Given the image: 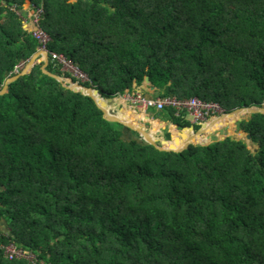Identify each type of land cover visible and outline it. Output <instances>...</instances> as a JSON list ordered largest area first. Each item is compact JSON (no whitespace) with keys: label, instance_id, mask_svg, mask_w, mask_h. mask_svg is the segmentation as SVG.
Listing matches in <instances>:
<instances>
[{"label":"trees","instance_id":"1","mask_svg":"<svg viewBox=\"0 0 264 264\" xmlns=\"http://www.w3.org/2000/svg\"><path fill=\"white\" fill-rule=\"evenodd\" d=\"M41 7L48 49L103 98L264 106V0H0V89L39 50L21 16ZM42 65L0 95V264H264V114L237 122L256 152L232 137L159 150ZM11 244L35 259L9 260Z\"/></svg>","mask_w":264,"mask_h":264},{"label":"built area","instance_id":"2","mask_svg":"<svg viewBox=\"0 0 264 264\" xmlns=\"http://www.w3.org/2000/svg\"><path fill=\"white\" fill-rule=\"evenodd\" d=\"M31 15L27 18L25 14L21 17L24 20L25 27L33 37L40 43L39 50L47 51L51 60L57 62L58 65L65 71H69L72 76L78 78L80 81H90L89 77L82 72L80 67L64 55L57 54L48 49V44L51 41L48 33L41 27L40 23L44 14L43 8H38L36 11H31ZM123 98V96H120ZM124 99V98H123ZM128 103H130V109L140 114H147L150 110L163 111L165 108H172L176 111V116L179 117L180 113L185 111L188 114L189 120L192 124L205 125L214 118H218L225 114L224 109L214 102H206L198 98L190 99H177L176 97H169L165 99L150 98L143 94L140 89L135 95L128 96ZM5 254L9 260L26 259L33 261L35 256L25 251L16 244H11L5 248Z\"/></svg>","mask_w":264,"mask_h":264},{"label":"water","instance_id":"3","mask_svg":"<svg viewBox=\"0 0 264 264\" xmlns=\"http://www.w3.org/2000/svg\"><path fill=\"white\" fill-rule=\"evenodd\" d=\"M38 58H42V60H43V65L41 66V69L44 73L56 78L64 87L69 88V89L74 90V91L79 90L84 95L90 97L94 101V103H96L98 108L103 112V117L106 118V120L113 122V123H120V124L124 125L126 128H129V129L137 132L140 135L141 140H144L147 143L152 144L157 149L165 150V151H180L192 142L200 143V142L196 141L195 138H193L192 140H189L188 142H186L182 145H174L171 143L167 146H163L162 143H165L167 141H164V140L160 141L158 139V137L153 136L151 134V132H148L147 128H145V126L143 125V123H141L140 120H137V121L136 120H129V119H126V118L119 116L120 113H125L127 111H129L130 113L134 112L138 115H141L140 113L132 111L131 109H129L128 107H125V106L124 107L120 106L119 108H116L117 100L119 98H109V99L103 98L98 93L97 89H94L90 86H86L81 81H75L71 78H66V77H63L61 75H58V74H55V73L49 71L47 67H48V64L50 62V57H49V54L47 51L38 50L26 62L25 66L21 70H19L15 75L8 77L5 80L3 87L0 89V95H4L6 93L9 84L16 81L20 76L28 73V71L33 67L35 61ZM240 112H242L243 115H249V118H250V116H252L254 114H264V106L263 107H256V106L242 107V108L235 109L232 112H227L223 115L224 116L233 115V121L235 124L237 122H241V121L245 120L242 118V115L238 114ZM206 124L202 127V129L200 131H195L194 127H190V128H185V129L181 130L179 133L184 138L185 137L184 131L190 130L194 133V137L195 136L202 137L203 135L206 134V132H205ZM232 131H233L232 128H228L229 134H231ZM214 132L215 131H213L212 133H214ZM170 133L172 134V131H170ZM241 135H245L246 140L252 141L251 135L245 134V133H241ZM228 137H231V136L227 135L223 139L228 138ZM172 138H173V134H172ZM233 139H235V138H233ZM235 140H243V139L237 138ZM170 141L171 140H169V142ZM211 142H213V141L211 140V141H205V142H201V143L206 144V143H211ZM258 148H259V145L257 148L254 149V152H256L258 150Z\"/></svg>","mask_w":264,"mask_h":264},{"label":"rangeland","instance_id":"4","mask_svg":"<svg viewBox=\"0 0 264 264\" xmlns=\"http://www.w3.org/2000/svg\"><path fill=\"white\" fill-rule=\"evenodd\" d=\"M25 66V65H24ZM23 66V67H24ZM22 67V68H23ZM128 96H129V94H127V95H125V96H123V98L126 100V102H125V104H120L119 102L116 104L117 106H116V108H119L120 106L121 107H128L129 109H130V103H128ZM119 99H121L120 97H119ZM147 117L151 120V122H142L143 123V125L145 126V128H147V130H148V132H151L152 131V127H153V123L152 122H158V123H160L161 125H162V127H165L164 128V130L162 129V134L160 135V137H158L159 139H160V141L161 140H163V139H165L164 141H168L167 139H166V135H167V133H170V125H172V123H170V122H162V121H155L152 117H153V113L151 112V111H149L148 113H147ZM242 118L243 119H249V115H243L242 116ZM140 120V119H139ZM209 122V121H208ZM207 122V123H208ZM175 127V126H174ZM228 128H232L233 129V131L231 132V134H229L228 133ZM176 130L178 131V132H180L181 130H178L177 128H176ZM171 134V133H170ZM235 134V135H234ZM227 135H230L232 138H235V139H237V138H241V139H243L244 141H246L247 142V144H248V146H249V148L252 150V151H254V149L255 148H257L258 147V144L257 143H255V142H253V141H249V140H246V138H245V135H241V132H238L237 131V123H230V124H227V125H225V126H223V127H221V128H219L217 131H215L214 133H210L209 135H206L205 137H202V138H200V139H198V141H200V142H205V141H218V140H220V139H223L224 137H226ZM170 140H173V138H172V134H171V139ZM4 225L2 226V228L4 229Z\"/></svg>","mask_w":264,"mask_h":264},{"label":"bare ground","instance_id":"5","mask_svg":"<svg viewBox=\"0 0 264 264\" xmlns=\"http://www.w3.org/2000/svg\"><path fill=\"white\" fill-rule=\"evenodd\" d=\"M120 100L126 102V100L123 99V98H121ZM238 114L241 115L242 112H240ZM119 116L120 117H123V118H126V119H129V120H133L129 116H126V115H123V114H120ZM230 123H234V121H233V115H229V116H224L223 115V116H220L219 118H214V119H212L210 122H208L206 124V126H205V132H206V134L205 135H208V134L212 133L213 131H217L219 128H221V127H223V126H225L227 124H230ZM186 131H190V130H186ZM190 133H191L190 135L185 136L184 138H182L181 140H179L178 142H176L174 145H182V144L188 142L189 140H192L193 138H195L196 140H198V139L202 138L203 136H205V135H203L202 137H197V136L194 137V133L192 131H190Z\"/></svg>","mask_w":264,"mask_h":264},{"label":"crops","instance_id":"6","mask_svg":"<svg viewBox=\"0 0 264 264\" xmlns=\"http://www.w3.org/2000/svg\"><path fill=\"white\" fill-rule=\"evenodd\" d=\"M31 9L30 8H27V10H25V17H29L31 15ZM120 104H125V101H122V100H119L118 101ZM117 102V103H118ZM149 112V111H148ZM147 112V113H148ZM120 114H123V115H126V116H129L130 118H132L133 120H139L141 121V123L144 121V122H151V120L147 117V114H141V115H138L134 112L130 113L129 111L125 112V113H120ZM169 122V121H168ZM153 123V127H152V131L151 133L156 136V137H160V135L162 134V129L164 130L165 127H162V125L158 122H152ZM170 130L172 131V134L174 135H179L180 136V140L183 138L181 136V134L176 130V127H174V124L170 125ZM159 134V135H158ZM190 131H184V136H188L190 135ZM209 135V134H208ZM159 139V138H158ZM167 139V137H166ZM160 140V139H159ZM165 140V139H163ZM161 140V141H163ZM168 140V139H167ZM169 142V140L167 141Z\"/></svg>","mask_w":264,"mask_h":264}]
</instances>
